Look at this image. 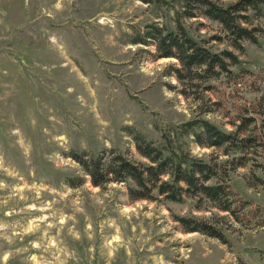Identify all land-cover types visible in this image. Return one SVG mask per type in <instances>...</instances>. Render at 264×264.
I'll list each match as a JSON object with an SVG mask.
<instances>
[{
  "label": "rangeland",
  "instance_id": "rangeland-1",
  "mask_svg": "<svg viewBox=\"0 0 264 264\" xmlns=\"http://www.w3.org/2000/svg\"><path fill=\"white\" fill-rule=\"evenodd\" d=\"M165 1L0 0V264H264V5L248 13L255 43L205 42L239 62L186 97L165 75L176 60L138 42L149 25L174 28L180 1ZM184 21L198 40L223 36L216 21ZM196 118L257 136L230 175L234 215L189 198L131 200L126 183L93 186L73 157L145 161L135 133L158 142ZM188 144L193 155L226 157ZM173 214L211 219L226 243L185 232Z\"/></svg>",
  "mask_w": 264,
  "mask_h": 264
},
{
  "label": "trees",
  "instance_id": "trees-1",
  "mask_svg": "<svg viewBox=\"0 0 264 264\" xmlns=\"http://www.w3.org/2000/svg\"><path fill=\"white\" fill-rule=\"evenodd\" d=\"M166 2L165 0H143V2ZM180 6L174 9V28L149 25L138 42L153 43L157 53L155 58L171 57L176 62L168 65L165 75L172 76L183 88L180 93L190 96L198 89L209 90L208 81L216 79L229 70V64L239 62L237 54L229 47L213 50L205 44L209 40H226L235 50L243 49V41H257V27H249V10L261 14L264 0H179ZM204 17L220 25L223 36L211 35L202 41L193 37L185 25V19ZM137 42V41H135ZM193 88L191 93L187 89ZM198 93L196 98H200ZM210 109L206 106L204 112ZM245 127L233 130L220 129L204 118L190 119L161 130L160 141L146 139L135 133V148L143 160H132L120 152H111L105 160L102 156L74 155L82 166L93 186H103L111 181L126 183L131 200L151 201L163 198L172 202H182L189 198L198 210L215 208L234 215L233 199L228 182L231 172L247 162L246 152L258 146L257 136L244 133ZM249 130V129H248ZM247 130V131H248ZM189 138V140H186ZM208 148H219L225 159L215 160L207 156L193 155L189 142ZM87 156V155H85ZM82 179L70 182L78 186ZM185 232H200L226 243L223 231L211 219H203L195 214H173Z\"/></svg>",
  "mask_w": 264,
  "mask_h": 264
}]
</instances>
